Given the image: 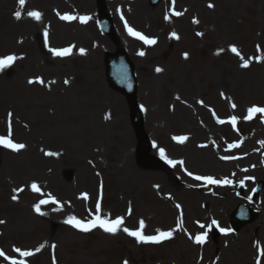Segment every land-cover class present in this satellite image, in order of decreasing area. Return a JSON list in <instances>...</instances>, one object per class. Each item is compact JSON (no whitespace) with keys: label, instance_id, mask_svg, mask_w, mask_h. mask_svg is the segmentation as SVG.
Instances as JSON below:
<instances>
[{"label":"rangeland","instance_id":"374dc122","mask_svg":"<svg viewBox=\"0 0 264 264\" xmlns=\"http://www.w3.org/2000/svg\"><path fill=\"white\" fill-rule=\"evenodd\" d=\"M105 3L115 19L156 41L145 46L129 36L124 23L116 25L117 35L126 36L123 47L135 65L137 98L153 142L150 155L160 162L142 167L150 161L146 156L138 159L124 97L103 79V56L116 47L97 30L95 1L26 0L21 7L18 0H0V59L17 58L7 78L0 79L10 80V92L0 91V137L10 131L11 139L30 148L27 154L0 162V249L25 264H264V188L257 200H249L263 175L258 158L264 157V116L245 119L248 108L264 107V62H256L264 57V0H164L154 9L144 0ZM31 11L40 12L41 19H31ZM173 11L183 15L173 16ZM15 12L21 13L20 20ZM60 15L77 19L63 21ZM85 16L89 19L81 23L79 17ZM231 46L250 60L247 69L240 67L243 61ZM65 47L72 48L67 57L49 51ZM37 79L44 83H28ZM232 117L235 128L227 123ZM60 127L69 135L60 134ZM125 131L129 142L123 141ZM180 136L188 137L182 145L192 150L209 144L216 161L220 143L224 152L238 144L237 151L226 156L236 160L217 162L214 170L211 165L187 164L180 147L175 148L173 137ZM43 149L57 152L53 161H40ZM166 160L183 164L171 166ZM193 176L231 183L202 194L186 187ZM239 178H247L243 186H236ZM33 183L39 192L31 190ZM239 186L245 193L243 203L259 215L236 233L214 238L211 230L217 225L212 221L229 230L231 212L240 202L235 199ZM49 196L56 203L42 204L44 215L37 214L34 206ZM98 201L101 218H122L121 227L133 231L143 221L144 235L171 231L172 238L137 244L123 231L114 236L99 228L84 233L64 223L69 217L90 221L94 216L88 217V210L96 215ZM204 233L203 245L193 242ZM14 248L34 255L20 257ZM0 264L6 261L0 259Z\"/></svg>","mask_w":264,"mask_h":264},{"label":"snow or ice","instance_id":"6c2138e0","mask_svg":"<svg viewBox=\"0 0 264 264\" xmlns=\"http://www.w3.org/2000/svg\"><path fill=\"white\" fill-rule=\"evenodd\" d=\"M25 2H26V0H18V3H19V5L21 7L25 6ZM208 7L209 8H213L214 5L210 3V4H208ZM27 15L31 19L36 20V21H39L41 19V13L38 12V11L28 12ZM172 15L176 16V17H179V16L183 15V13L182 12H178V11H173ZM14 18L16 20H20L22 18L21 17V13L20 12H15L14 13ZM59 18L61 20H63V21H72V20L77 19V17H75V16H68V15H60ZM79 19H80L81 23H86L89 18L85 16V17H79ZM121 19H123V17H121ZM165 19L167 20L168 17L166 16ZM193 23H198V21L197 20H193ZM125 28H126V31L128 32V34L130 36L143 41L145 44L153 45V44L156 43V41L154 39H148L147 37L143 36L141 33L137 32V31H134L131 27H129L127 25V23H125ZM172 35H173V38L178 39V37L176 36L175 33H173ZM197 35L198 36L202 35V33L198 32ZM45 37H47V33H45ZM229 50L232 53H234L236 56L240 57V59L243 61L241 63V65H240V67L245 68V69H247L249 67L250 60H246L241 55V53L239 52V50L235 46H231ZM49 51L52 52L53 56H56V57H67L68 55H70L72 53V48L69 47V48H64V49H61V50L49 49ZM257 51H260L259 47H258ZM80 54L81 55L84 54V50L83 49L80 50ZM139 55L143 56L144 53L140 52ZM184 58L185 59L188 58L187 54H185ZM16 59L17 58L15 56H11V55L0 59V70L8 68ZM256 62L257 63L264 62V57H258L256 59ZM160 71H161L160 68L156 69L157 73H159ZM28 83L29 84H33V83L43 84L44 81L40 80V79H37L36 81L29 80ZM65 83L67 84L68 81H65ZM232 107H233V109H235L236 105L233 104ZM256 114H260L261 116H264V107L252 106V107L248 108L247 116L245 117V119L246 120H251V119H253V117ZM11 115L12 114L9 113V116H11ZM106 119H107V117H106ZM262 122H264V120H262ZM218 123L224 124V123H226V121L218 120ZM227 123H230L233 126V128H235V126H236V117H232L229 121H227ZM9 129H10V125H9ZM187 139H188V137H186V136L173 137V140L175 142H177V143H180V144L184 143ZM261 143L264 144V142H261ZM203 146L204 145H201V147H203ZM0 147H3L5 149H9L12 152H20L22 149L25 148V145L24 144H19V143H14L11 140L10 131H9V136L0 137ZM229 147L230 148H236V147H239V145L238 144H232ZM44 154L46 156L55 155L52 152H45ZM160 156H161L162 159H165V155H164V150L163 149H161V151H160ZM234 158L235 157H221V159H225V160L234 159ZM166 163H168L171 166H175L177 163L183 164L182 161L178 162V161H172V160H166ZM189 175H191V173H189ZM193 179H195L197 181L203 180L204 183H206V184L227 185V184L231 183V181H229V180L221 181V180L214 179L212 177L193 176ZM242 184H243V181H241V185ZM23 190L24 189L21 188V189L14 190V191L22 192ZM31 190L33 192H39L40 191L39 187L35 183L31 184ZM83 198L87 199V196L85 195ZM12 199H13V201H16L17 200V196L13 195ZM47 203H56V201L51 196H49L47 200H41L39 204L34 206V210L37 212V214L44 215V213L40 211V207H41L42 204H47ZM177 208H179V205H177ZM99 213H100V204H99V201H98L97 202V207H96V215L90 221L82 222V221L76 219L75 217H69L68 219H66L64 221V223L69 225V226H71L72 228H74V229H76V230H78L80 232H84V233L90 232V231H92L95 228H99L104 233L114 236L118 232L123 231L127 236L134 238L137 244H160L163 241H166V240H169V239L172 238V232L171 231H168V232L158 231L157 235H153V236L144 235L143 234V228H144V222L143 221L140 222L139 229H137L135 231L129 230L126 227L122 228L121 226L124 223L122 218L118 217L115 220H109L107 218H101ZM2 223H4V221L0 220V224H2ZM213 224L215 225L216 221H213ZM200 227L203 228L204 226L200 225ZM219 231L222 234L227 235L229 230H225L223 228H220ZM206 238H207V233H204L202 235H197L194 238L193 242L198 244V245H203L205 243V241H206ZM190 239H191V237H190ZM53 247H55V245H53ZM13 251L16 252L18 254V256L23 257V258L31 257V256L34 255V253L32 251H22L19 248H14ZM36 251L39 252L40 249L37 248ZM261 255H264V252H262ZM0 257H3L5 260H7L9 262V264H25V260L24 259H19V260L10 259L2 251H0ZM124 264H128V261H124ZM258 264H259V262H258Z\"/></svg>","mask_w":264,"mask_h":264},{"label":"bare ground","instance_id":"6f19581e","mask_svg":"<svg viewBox=\"0 0 264 264\" xmlns=\"http://www.w3.org/2000/svg\"><path fill=\"white\" fill-rule=\"evenodd\" d=\"M0 14H1V9H0ZM1 26H2V24H1ZM7 26H8V24L6 22H4V27H7ZM56 62H59V61H56ZM7 76L8 75H7V73L5 71H3V70L0 71V79H2V78L5 79V78H7ZM9 85H10V80H3V81L0 80V91H6V92L9 93L10 92V86ZM147 91H151V89L148 88ZM89 98L92 99V100H95L96 102L99 101V98H97V97L94 98L92 95ZM75 108L76 107H73L72 109H75ZM87 113H89V112H87ZM144 123L146 125V121H144ZM96 126L99 127V128L103 127V126H101L98 123L96 124ZM110 126H111V124L109 125V128H110ZM76 131H78V130H76ZM76 131H74V132H76ZM59 132H60V134L62 133V134H65V135H69V133L65 131L64 127H60L59 128ZM88 135H91V131H88ZM122 137H123V141H128V142L130 141L128 139V134H127L126 131L123 132ZM165 144L169 145L168 141L165 142ZM125 146H126V144H125ZM243 146L247 147L245 142H243ZM177 147H180L178 149L180 151V157L184 158V160L186 161L187 164H190V165H192V164H202L205 167L207 165H211L213 170H214V167L216 166L217 162L223 163L225 161L224 159H221V157H226L227 156V154L224 153V151H222L219 148L217 161H216L214 159V152L211 149V147L209 146V144H207L205 146L204 150H198L196 148H195L196 150H192L189 144L185 146V145H182L180 143H177L175 148H177ZM128 148L129 147H126V149L124 150L125 156H127V154H128ZM0 153L4 157L3 159H7L9 157L6 153H4V151H1ZM40 161L42 163H44V162H49L50 160L46 161V160H44L42 158V159H40ZM226 162H227V160H226Z\"/></svg>","mask_w":264,"mask_h":264},{"label":"water","instance_id":"95a60500","mask_svg":"<svg viewBox=\"0 0 264 264\" xmlns=\"http://www.w3.org/2000/svg\"><path fill=\"white\" fill-rule=\"evenodd\" d=\"M132 96V95H131ZM134 117H135V120H138V122H137V124L136 125H138V123H139V116H138V114H134Z\"/></svg>","mask_w":264,"mask_h":264}]
</instances>
